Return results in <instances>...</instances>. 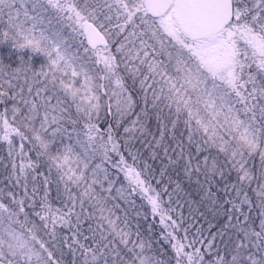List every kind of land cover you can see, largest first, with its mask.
I'll return each mask as SVG.
<instances>
[{
  "label": "snow or ice",
  "instance_id": "6c2138e0",
  "mask_svg": "<svg viewBox=\"0 0 264 264\" xmlns=\"http://www.w3.org/2000/svg\"><path fill=\"white\" fill-rule=\"evenodd\" d=\"M63 27L85 37L102 67L81 62ZM8 42L48 62L37 71L30 59L18 67L0 59V141L14 179L12 189H0V264H64L53 251L62 257L64 244L78 253L71 264H163L128 212L117 214V201L134 205L137 194L171 229L165 238L175 241V264H264V0H0V44ZM129 79L142 92L139 112ZM61 95L82 115L80 131L65 128ZM102 111L117 125L127 120L123 144L111 125L100 128ZM256 157L258 171L250 166ZM42 165L56 171L59 207ZM110 168L124 174L127 189ZM180 172L200 195L189 203L224 218L215 234L207 221V236L201 226L188 238L185 218L171 206L183 192L173 178Z\"/></svg>",
  "mask_w": 264,
  "mask_h": 264
},
{
  "label": "rangeland",
  "instance_id": "374dc122",
  "mask_svg": "<svg viewBox=\"0 0 264 264\" xmlns=\"http://www.w3.org/2000/svg\"><path fill=\"white\" fill-rule=\"evenodd\" d=\"M50 15V14H49ZM52 27L53 28H57V27H61V25L57 24V21L55 19H52ZM45 27H47V20L45 21ZM63 32L65 35V38L67 40L68 43V47L72 52L78 53L79 57H81V62L85 63L89 68H100L102 67V65H97L94 63L96 57L93 54V52L90 50V46L87 45V41L85 39V37L79 35L78 33H73L71 28L68 27H63ZM81 41H83V43H81ZM118 47V44L115 42V40L110 41V48L112 50V52L114 54H116L118 56L119 59V54L115 53V49ZM88 48L89 51H85V49ZM23 57L25 60L30 59L31 60V64L34 70H40V68L44 65L47 64V57H45L43 54L41 53H32L30 49H25L22 52L15 49L11 42L8 43H4V44H0V59H2L6 64H9L11 67H18L20 64V58ZM123 66L121 65V68ZM128 84L130 86L129 90L132 91L134 99L137 101V107H136V111L139 112L140 109H142L144 107L143 101H142V92L139 88V84L137 83L136 85H132L131 84V80H128ZM150 96V93H149ZM61 99L64 101V107L67 108V112L65 113V121H64V126L65 128H67V130L69 132H73V128L75 127L76 131H80V129L82 128L83 124H84V119L82 118V115L77 113L76 111V104L71 100V98H64L61 95ZM104 99V97H102V100ZM55 102V101H53ZM150 107V105H149ZM106 115H110L112 120H116L113 116V114L111 112H101L100 114V120H99V126L100 125V121L106 117ZM134 117H130L129 119H133ZM72 120H76L78 121V123L76 125H73L71 123ZM125 123H127V120L125 121ZM149 127L151 129V131L153 133L156 132V119L155 117H152L151 120L149 121ZM182 130V129H181ZM75 136V133H73V137ZM65 142H69L68 137H65ZM71 142H74V138ZM136 146H134L136 149H140L141 152L143 153V155H149L147 148L142 144V142L140 140H134L132 141ZM27 148V145H26ZM211 152L213 154H215L216 149H211ZM7 153L8 154V150H7V145L5 142L0 141V189H3L5 191L10 190L13 188V184H14V179L12 178V168H11V158L8 157V159L3 160V154ZM30 155H33V158H35L34 153H30ZM145 157V156H144ZM222 158V157H221ZM154 162L157 170L160 168V161L156 160V161H152ZM95 163H99V159H97L95 161ZM106 167L107 164L105 165ZM250 166L251 162H250ZM254 167V166H253ZM255 169L258 171L259 168ZM39 171L41 173H43L44 175H48L49 179L52 181L51 184L48 185L49 188V199L52 201L53 206L54 207H59V201L56 199L57 196V184L55 183V181L57 180V175H56V171L55 169L52 170L51 173L47 172L46 166H41V168L39 169ZM113 175L115 174L114 172H112ZM179 175H183L182 172H180ZM118 176V173L116 175ZM178 175H176L175 173H173V178L177 179ZM185 177V176H184ZM233 177L231 182L235 181V174L233 173L230 177L229 180H231L230 178ZM187 179V178H186ZM41 180V177L38 175L37 176V180L36 183L37 185H39ZM155 182V181H153ZM32 181L29 180V188L32 187ZM187 184L190 187V199L189 201H196L199 202L198 200H194L195 198H193V195H198L200 197L199 194H197L196 192V188L197 185L195 184L194 181H188L187 179ZM160 186V184H157ZM120 185L117 183V187H119ZM17 194L20 193V188L19 186H16L15 189ZM61 190H62V185H61ZM56 192V194L54 193ZM189 201L187 202L188 204V212H192L191 213V218H192V225H196L195 223L199 224V228H200V224H207V221H212L213 225H215L214 227H212L211 229L214 231V234L217 232L219 225H222L224 223V218L221 216L217 219H213V214L209 211L208 207L206 206V204L204 203H195V204H191L189 203ZM117 203H120L121 207L120 209L117 210V214L118 215H123L124 211L128 212L129 215V219L131 222V226L133 231L135 232L136 229V225H139V232L141 233V237L143 239L146 240H151L152 241V248L150 250L151 255H154L157 259H159L160 261L163 262V264H175V253H174V249H170L167 244H162L161 239L159 237H157L156 233H153L152 230L150 229L148 234H145L142 230H143V224H145V221H142V225H140V215H137L136 213H140V211H138V207H136V202L134 203V205H126L124 204L122 201H117ZM199 208V212H203L204 216H200L199 213L196 211V209ZM27 210V209H26ZM21 219H23V217H20ZM195 218V219H194ZM14 227H18L17 225H13ZM85 227H87V224H85ZM66 235H70L68 233H65ZM45 239H47V237H45ZM225 241H227V237L225 236ZM217 244H221V241L219 239H217L216 241ZM61 247L63 248V256L61 257L60 253L55 252V248H53L54 254L56 256V259H62L64 264H71V261L77 259L78 257V253L76 256H73L69 251H68V247L66 244L61 245Z\"/></svg>",
  "mask_w": 264,
  "mask_h": 264
},
{
  "label": "trees",
  "instance_id": "16d2710c",
  "mask_svg": "<svg viewBox=\"0 0 264 264\" xmlns=\"http://www.w3.org/2000/svg\"><path fill=\"white\" fill-rule=\"evenodd\" d=\"M100 125H101V129L102 130H107L108 127L111 125L112 126V129H113V134L117 137V139H120L121 140V143L123 144V138L126 137V134L124 133L123 129L124 127L127 125V123H124V124H121V125H117L116 124V120H112L110 115H106V117L103 119V121L101 120L100 121ZM132 144L134 146H136L133 142ZM125 158L128 160V163L129 164H132L133 161L131 159V157L128 155L127 151H125ZM145 156V157H144ZM8 154L7 153H4L3 154V160H6L8 159ZM148 158V155H143V159H147ZM113 159L116 160L118 158L115 157V155L113 154ZM149 163H152L153 164V167L156 168L154 162H152L151 160H149ZM251 165L256 167V168H259L260 166V161H259V158L256 157L253 161H251ZM108 167H110L109 165H107ZM137 166H140V162L137 161ZM157 169V168H156ZM110 171L111 172H114V176L117 175L118 173V184L121 185L123 184L125 189H127V186H128V182L127 180H125L124 178V174L119 172L118 169H111L110 168ZM177 179L181 182V185L183 187V192H179V193H176L174 194L173 196V203H172V207L175 208L177 210V212H180L183 217L185 218V227H188L189 228V231H188V238L191 239L192 236L195 234V230L197 228H199V224L195 223L196 225H192V216L190 213H192L191 211L188 212V204L187 202L189 201L190 199V187L189 185L187 184V179L186 177L182 176V175H178ZM232 181L233 177L230 178ZM153 187H155L158 191L160 190L161 188V185H157L156 182H153ZM172 190V186H169V191ZM56 194V192H54ZM185 193H187L188 195H185ZM223 195V194H221ZM193 198H195L194 200H198L200 201V197L198 195H193ZM135 199V202H136V207H138V211L141 212L140 214V225H142V221H145V224H143V232L145 234H148L150 229L152 230L153 233H156L157 237H159L161 239V243L162 244H167V246L170 248V249H173L172 248V243H174L175 241L174 240H170V239H166L165 237H167L168 235V232L171 231V229H167L164 227V225H162L160 223V220H159V217H153V215L151 214V208H150V205L147 204V202L145 200H143L142 197H140L138 194L134 197ZM164 199L167 200L168 197L167 195L164 196ZM177 199L179 202H177ZM167 207V205H165ZM175 216V214H173ZM195 219V218H194ZM203 226L204 229H206V231L204 232V235H208V226L207 224H200V227ZM211 232L214 234V231L211 229ZM175 235L177 236V238H182L183 236V232L182 230L178 229L176 230L175 232Z\"/></svg>",
  "mask_w": 264,
  "mask_h": 264
},
{
  "label": "flooded vegetation",
  "instance_id": "af4514ba",
  "mask_svg": "<svg viewBox=\"0 0 264 264\" xmlns=\"http://www.w3.org/2000/svg\"><path fill=\"white\" fill-rule=\"evenodd\" d=\"M88 2H89V3H92V2H94V0H88ZM86 41H87V40H86ZM87 45H88V44H87Z\"/></svg>",
  "mask_w": 264,
  "mask_h": 264
},
{
  "label": "water",
  "instance_id": "95a60500",
  "mask_svg": "<svg viewBox=\"0 0 264 264\" xmlns=\"http://www.w3.org/2000/svg\"><path fill=\"white\" fill-rule=\"evenodd\" d=\"M90 46V45H89Z\"/></svg>",
  "mask_w": 264,
  "mask_h": 264
}]
</instances>
